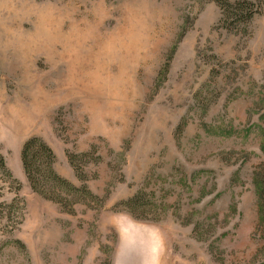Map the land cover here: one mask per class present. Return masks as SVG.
<instances>
[{
  "label": "rangeland",
  "instance_id": "1",
  "mask_svg": "<svg viewBox=\"0 0 264 264\" xmlns=\"http://www.w3.org/2000/svg\"><path fill=\"white\" fill-rule=\"evenodd\" d=\"M262 1L236 30L215 0H0V24L18 32L34 28L10 9L22 3L58 6L65 28L102 14L117 32L133 17L147 55L123 73L112 63L115 89L92 104L64 98L65 63L24 58L1 24L0 264H264ZM32 137L98 199L36 192L21 157Z\"/></svg>",
  "mask_w": 264,
  "mask_h": 264
},
{
  "label": "bare ground",
  "instance_id": "2",
  "mask_svg": "<svg viewBox=\"0 0 264 264\" xmlns=\"http://www.w3.org/2000/svg\"><path fill=\"white\" fill-rule=\"evenodd\" d=\"M10 7L16 16L20 12L26 17L34 16V28L28 33L20 29L18 32V30L16 31L14 30L15 28L11 27L12 23V25H9L6 21L7 24L1 21L3 25L1 28L2 32L6 35L13 34V32L18 33L13 42L17 47V52L26 59L30 60L34 54L44 52L50 58H55V62L62 61L65 63V71L58 76V81L61 84L65 83L68 85V91L64 98L73 96L86 97V94H89L87 95L89 99L87 97L86 100L88 102L92 100L90 102L96 104L99 95L104 94L105 91L108 94L109 90L112 93L113 89H115L114 87L105 86L110 81L112 84V79L115 76H112V63L116 64L118 62L121 68L120 71L123 73L126 63L132 60V57H135L136 61H146L147 55L141 54L142 48L135 40L134 33L138 31H135L138 23L135 22L136 19L133 17H127V22L124 26L121 25L117 32L116 28L112 30L106 29L101 19L102 14H92L91 20H81L65 28L64 11L58 9V6L49 5L41 11L38 10L37 4L34 3H22L20 6ZM130 12L132 11H129V14ZM16 16H12L14 23H17L18 20V16ZM0 20H2L1 16ZM19 26L20 24L17 25V28H20ZM4 37L6 36L4 35ZM10 38L12 37L10 36L8 40ZM119 55L123 56L124 59L116 61V56ZM110 97L116 98L115 95ZM88 104L90 105V103Z\"/></svg>",
  "mask_w": 264,
  "mask_h": 264
},
{
  "label": "trees",
  "instance_id": "3",
  "mask_svg": "<svg viewBox=\"0 0 264 264\" xmlns=\"http://www.w3.org/2000/svg\"><path fill=\"white\" fill-rule=\"evenodd\" d=\"M215 1L220 4L222 9L221 22L224 26L236 30H240L243 25L248 24L253 17L260 12L263 3L262 0H237L234 2L230 0ZM21 154L28 180L30 181L32 188L41 195L50 199H56V193L61 191V188H66L70 193H85L94 199H98V197L86 187L79 188L56 172L53 165L56 159V154L41 138H29L25 142ZM73 158H77V156H73V154L70 155L71 161ZM0 164L3 167L6 166L5 160L2 156H0ZM48 185L54 188L53 195L48 194ZM260 198L262 201L264 220V186L260 189ZM137 199L138 198L130 199L126 201V203L132 204Z\"/></svg>",
  "mask_w": 264,
  "mask_h": 264
}]
</instances>
